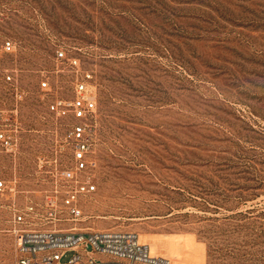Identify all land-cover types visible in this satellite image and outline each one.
Returning <instances> with one entry per match:
<instances>
[{
	"label": "rangeland",
	"instance_id": "1",
	"mask_svg": "<svg viewBox=\"0 0 264 264\" xmlns=\"http://www.w3.org/2000/svg\"><path fill=\"white\" fill-rule=\"evenodd\" d=\"M78 79L97 96L83 171L58 106ZM0 111L19 143L0 152V264H16L13 215L30 202L31 229L129 230L173 264H264V0H0Z\"/></svg>",
	"mask_w": 264,
	"mask_h": 264
},
{
	"label": "built area",
	"instance_id": "2",
	"mask_svg": "<svg viewBox=\"0 0 264 264\" xmlns=\"http://www.w3.org/2000/svg\"><path fill=\"white\" fill-rule=\"evenodd\" d=\"M5 51L15 47L10 40L3 45ZM58 59H66L64 51H59ZM72 66H78L77 58H68ZM12 80L11 75H7ZM42 86H48L43 81ZM63 114L73 113L76 120L66 132V140L71 145L75 169L83 171L89 168L92 161L93 142L89 134L92 121L97 115V96L95 88L86 80L78 79L75 84V97L69 102H58ZM3 112L0 111V120ZM19 146L18 138L6 128L0 127V152L14 153ZM90 182L88 177L87 183ZM92 187V188H91ZM8 188L7 181L0 179V194ZM90 186V189H94ZM36 213L34 202L24 210H16L13 215V231L17 236L16 264H60L67 251L75 254L66 264H173L165 256L151 254L150 246L141 242L139 235L129 230H90V231H57L29 228V217ZM75 216L81 211L72 208Z\"/></svg>",
	"mask_w": 264,
	"mask_h": 264
},
{
	"label": "bare ground",
	"instance_id": "3",
	"mask_svg": "<svg viewBox=\"0 0 264 264\" xmlns=\"http://www.w3.org/2000/svg\"><path fill=\"white\" fill-rule=\"evenodd\" d=\"M142 242V241H141Z\"/></svg>",
	"mask_w": 264,
	"mask_h": 264
}]
</instances>
